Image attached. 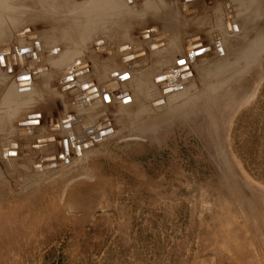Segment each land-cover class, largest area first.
I'll return each mask as SVG.
<instances>
[{"label": "rangeland", "instance_id": "1", "mask_svg": "<svg viewBox=\"0 0 264 264\" xmlns=\"http://www.w3.org/2000/svg\"><path fill=\"white\" fill-rule=\"evenodd\" d=\"M118 2L0 0V56L21 52L13 69L38 77L37 62L44 72L73 59L92 84L95 55L116 52L118 85L151 95L111 108L98 96L89 106L106 135L84 150L65 139L64 158L48 154L53 135L33 142L28 130L6 154L0 138V264H264V0H189L184 15L200 29L180 43L154 39L151 25L125 42L105 38L103 23L135 21L113 18Z\"/></svg>", "mask_w": 264, "mask_h": 264}, {"label": "crops", "instance_id": "2", "mask_svg": "<svg viewBox=\"0 0 264 264\" xmlns=\"http://www.w3.org/2000/svg\"><path fill=\"white\" fill-rule=\"evenodd\" d=\"M152 1L153 0L145 1V9H139V12L130 16V18L132 17L131 19H135L132 23L126 18L120 22H111L110 25H108V23H103V29L106 30L107 35L105 38L110 36L114 42H125L131 39V34L134 30L142 28L145 25H151L154 29V39L162 40L165 38L169 39L171 43L175 41L180 43L181 41L186 42L191 38H188L187 35L193 32L191 30L194 28L193 26L197 25L196 27L200 29V21L195 20L192 23H188L189 17L185 16L184 13L182 14V12L180 14L178 11V6H180L178 5L179 3L174 4L173 0H158L157 3L159 6L156 4L154 7L147 9L148 6L150 7L152 4ZM169 9H171V12ZM172 11L175 12L173 13ZM147 15L154 16L151 22L146 19ZM150 28L148 30H150ZM121 46L122 44L120 47ZM31 51V49L27 51L29 52L28 55L35 57V52L31 53ZM151 51L154 52L147 54L149 62L147 70L149 75L154 72L156 68L154 57L157 58L160 56V52H155V49ZM44 54L48 55L46 53ZM98 54L95 55V62L92 63L95 67V69L92 70V74L98 81L94 82L95 80L93 79L94 81L92 84L82 79L84 73L65 71L71 66L73 59L63 62L57 59L51 60L48 62L44 72H40L43 71L45 66H39L35 57L33 59L34 62L37 63L34 69H40V71H38V77L36 73H33V76L30 75V78V76H28L29 74L25 75L26 71L24 68L13 69L14 67H5L3 65V59L0 56V138L2 142V153L6 154L5 149L8 146L9 140L12 139L20 144L19 138L25 137L24 134L28 130L35 132V134H33V142H35V139L39 136L53 135L58 142H63L65 139L72 136V133L74 134L73 138L75 134L76 136L81 135L82 139L78 141L77 138V141H74L73 145H78L79 148L81 147V150H84V148H82L83 144L91 141V136L98 139L104 137L107 132L106 126L100 123L102 116L92 115L95 110H92V107H97V100H99L98 96L103 95L104 101H106V99L117 100L120 98V95L124 97L127 93V95L129 94L133 97V101L138 99L141 104L144 98L151 97L147 89L144 91L138 89L136 81L132 80L129 85L128 83L123 84V90L122 87L119 86V78L117 77H119L121 70H117V66L121 67L122 65L119 59V53L114 52L112 56H104L102 59H100V57H102L101 53ZM71 57L74 58V55L72 54ZM166 68L168 67H165V70ZM139 70L141 71L140 68L134 69L135 72ZM71 73H77L72 79V82L75 81V84L81 87L80 90L77 89V94H75V96H70L69 94V92L75 90L72 86H69L72 83H68L67 80L61 82V80L71 76ZM103 74L105 75L103 76ZM26 77H28V79L30 78L29 81H21L26 79ZM121 78L123 77L121 76ZM73 96L77 99L76 102L73 100ZM130 100L127 102L128 104L132 102ZM134 103H137V101ZM89 105L92 107L90 108ZM119 106L124 112L129 110L128 105L123 104ZM58 107H60V113H58ZM32 119H35L37 122L32 121ZM84 129H87V134H84ZM93 137L92 139H94ZM82 141L84 142L81 143ZM46 145L52 150V152L48 154L57 153L53 143ZM72 147L73 146H71V148ZM39 148L41 150V146Z\"/></svg>", "mask_w": 264, "mask_h": 264}, {"label": "bare ground", "instance_id": "3", "mask_svg": "<svg viewBox=\"0 0 264 264\" xmlns=\"http://www.w3.org/2000/svg\"><path fill=\"white\" fill-rule=\"evenodd\" d=\"M57 1V0H56ZM125 1H127V2H125ZM129 1L130 2H132L131 0H124V2L122 3L120 0H119V2L118 3H121V4H124L122 7H123V9L124 10H121V9H119L120 7H117L116 6V9H115V13H114V15H113V18L114 17H116V16H118V15H122V14H125V13H127V14H129V15H133V14H135V13H137V11L134 9V6L133 5H131V6H129L130 4H128L129 3ZM136 1V0H135ZM145 1H147V0H140V5H141V8L142 9H145V7H144V3H145ZM182 1V5L180 4V9H181V11L183 12V13H185L186 11H187V6H185V5H183L184 3H186V2H189V0H185V2H183V0H181ZM210 1H212V0H210ZM214 1H218V0H214ZM40 3V2H39ZM56 3V2H55ZM115 3H117V2H115ZM57 4V3H56ZM61 4V3H60ZM59 4V5H60ZM134 4V3H133ZM156 4H158V3H155L154 4V2L152 1V4L150 5L151 7H154ZM167 4H168V2H167ZM52 5V4H51ZM138 5H139V3H138ZM50 6V5H49ZM158 6H159V4H158ZM55 7V6H54ZM97 7V6H96ZM157 7V6H156ZM150 7L148 6V8L147 9H149ZM160 8H162V7H160ZM138 9H139V7H138ZM96 10H97V8H96ZM136 12H135V11ZM169 11H170V9H169ZM180 11V12H181ZM120 12V13H119ZM171 12V11H170ZM94 13L96 14V17L99 19V12L97 11H94ZM98 14V15H97ZM128 16V15H127ZM187 16V15H186ZM235 20V19H234ZM231 21V20H230ZM229 22V21H228ZM65 23V22H64ZM226 24H227V22H226ZM225 24V25H226ZM230 24V23H229ZM234 26L233 25H231L230 24V26H229V30L227 31L228 33H233L234 32V28H233ZM227 29V28H226ZM143 31V30H142ZM66 32V31H65ZM21 34L23 35V34H25V32H22L21 31ZM140 36L139 37H144V36H146L147 35V33H143V32H140V33H138ZM193 36H195V35H193ZM193 36H190V37H193ZM98 40V39H97ZM96 40V41H97ZM98 42V41H97ZM194 45H196V44H194ZM103 47V46H102ZM182 47V46H181ZM61 49H64V48H61ZM138 51H141V50H138ZM20 51H19V54H16V53H14V55H13V57H11L10 55H8V54H3V55H1V57H2V59H3V65L4 66H12V63L13 64H16V65H18V67H21V65H22V60H21V56H20ZM130 54H128V55H126V56H129ZM182 59L183 58H185V57H181ZM180 57L179 58H177V60L175 61V62H177L178 61V63H176V64H178V68H180L181 69V67H182V63L180 64V59H181ZM131 60H133V59H128V60H124L123 59V61H126V62H128V61H131ZM187 63V62H186ZM28 65V64H27ZM184 65H186V64H184ZM70 69H73V65H71L70 67H68L65 71H69ZM82 69V68H81ZM176 69V68H175ZM169 70V69H168ZM76 72H77V69H76ZM80 71H78L77 73H79ZM169 72V71H168ZM178 72V71H177ZM18 74H20V73H18ZM172 74H173V72H172ZM25 75H28V72L26 71L25 72ZM28 76H30V75H28ZM184 75H181V77H183ZM28 77H26V79H27ZM30 78H31V76H30ZM29 78V79H30ZM62 78V77H61ZM72 78H74V76H72ZM26 79H24V80H21V81H23V82H26L27 80ZM72 82V81H71ZM71 82H68V83H71ZM122 92V91H121ZM109 98V97H108ZM129 98H130V96L129 95H125L124 97L123 96H121L120 95V98L118 99V100H121L122 101V103H126V102H128L129 101ZM102 101L105 103V105H106V107L107 108H111L112 106H111V104H113L114 105V103L117 101L116 99H110V100H108V99H106V101H104V98H103V95H102ZM120 101V102H121ZM119 102V103H120ZM104 118V117H103ZM33 121V120H32ZM34 121L35 122H37L35 119H34ZM29 124H32V123H29ZM106 126H108V122L106 123ZM67 131V130H66ZM84 134H87V129H84ZM71 135V134H70ZM73 133H72V136H71V138L69 137L68 138V141L70 142V139H72L73 140ZM75 138H82V136L80 135V136H76V134H75V136H74ZM72 142V141H71ZM70 142V143H71ZM59 143V144H58ZM85 144V143H84ZM87 145L89 144V142H87L86 143ZM54 145H55V147L58 149V153H62L63 152V148L64 147H66V145L67 144H63V142L61 141V142H58L57 140H55L54 141ZM90 146V145H89ZM88 147V146H87ZM81 148V147H80ZM66 149V148H65ZM66 155V154H65Z\"/></svg>", "mask_w": 264, "mask_h": 264}, {"label": "water", "instance_id": "4", "mask_svg": "<svg viewBox=\"0 0 264 264\" xmlns=\"http://www.w3.org/2000/svg\"><path fill=\"white\" fill-rule=\"evenodd\" d=\"M196 52H200V49L197 50ZM11 57H12V56H11ZM31 62H32V60H31ZM31 64H32V63H30L29 65H31ZM73 70H74V69H70L69 71L72 72ZM71 76H75V74L72 75V73H71ZM71 76H69L68 78H66V79H64V80H65V81H66V80H71V79H72V78H70ZM64 80H61V82H64ZM71 86H72V85H71ZM80 88H81V87H79V90H80ZM100 89H102V88H100ZM42 139H44V138H42ZM42 139H37V140H36V143H42V142H43V141H41ZM47 140H49V138H47ZM58 144H59V143H58ZM63 144H65V140L63 141ZM37 145H38V144H37ZM85 145H86V144H83V146H85ZM64 155H65V154L58 153V156H59L60 158H63ZM51 156H52V155H50V156H44L43 158L41 157L40 160L43 161V160L51 159ZM58 156H57V157H58ZM65 156H66V155H65Z\"/></svg>", "mask_w": 264, "mask_h": 264}, {"label": "snow or ice", "instance_id": "5", "mask_svg": "<svg viewBox=\"0 0 264 264\" xmlns=\"http://www.w3.org/2000/svg\"><path fill=\"white\" fill-rule=\"evenodd\" d=\"M125 78H126V76H125Z\"/></svg>", "mask_w": 264, "mask_h": 264}]
</instances>
